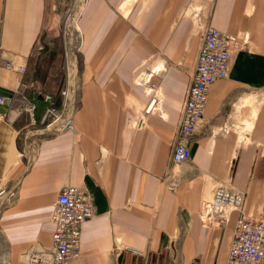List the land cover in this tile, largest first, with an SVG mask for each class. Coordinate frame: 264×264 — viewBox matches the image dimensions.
<instances>
[{"label": "crops", "instance_id": "obj_1", "mask_svg": "<svg viewBox=\"0 0 264 264\" xmlns=\"http://www.w3.org/2000/svg\"><path fill=\"white\" fill-rule=\"evenodd\" d=\"M63 2L0 0V188L10 190L3 203L0 195V264H28L26 251L50 247V209L65 183L86 190L93 213L80 225L79 254L64 264H224L238 212L204 224L199 203L226 176L243 193V214L264 219V0H78L71 128L48 132L43 96L58 101L62 84L44 85L60 65L54 73L43 60L47 43L32 48ZM194 7L199 22L245 31L248 41L228 75L211 82L189 158L174 163L170 148L199 45ZM8 62H24L26 71ZM151 83L160 111L132 126Z\"/></svg>", "mask_w": 264, "mask_h": 264}, {"label": "built area", "instance_id": "obj_2", "mask_svg": "<svg viewBox=\"0 0 264 264\" xmlns=\"http://www.w3.org/2000/svg\"><path fill=\"white\" fill-rule=\"evenodd\" d=\"M191 12L192 21L199 28V45L183 101L180 108L179 121L175 139L170 148V160L174 163L189 158L188 140L196 124L202 119L207 93L211 82L216 78L228 75L232 60L238 50L244 48L248 41L245 31L229 33L210 25L199 22L198 7ZM80 32V31H79ZM65 82L58 90V103L50 94H44L46 107L43 111L44 129L58 132L71 128L70 111L76 92L68 76V60L74 55L72 36L64 24L61 30ZM42 45L38 41L32 48L39 50ZM6 67L22 73L24 62L6 63ZM143 108L136 114L131 125L141 126L143 114L159 110L157 103L159 93L153 88ZM143 90L144 87H143ZM145 92V91H144ZM147 93V92H145ZM4 98L0 95V102ZM34 104L28 102L26 110L32 111ZM242 191L233 186L226 176L215 181L212 188L200 199L199 214L204 224H220L224 222L231 210L238 215L232 230V237L224 264H264V219L248 218L241 209ZM93 213L92 203L86 190L79 185L65 183L58 190L50 209V219L54 222L49 248L29 249L24 253L28 264H64L66 260L79 254V233L81 223ZM5 264V263H2Z\"/></svg>", "mask_w": 264, "mask_h": 264}, {"label": "rangeland", "instance_id": "obj_3", "mask_svg": "<svg viewBox=\"0 0 264 264\" xmlns=\"http://www.w3.org/2000/svg\"><path fill=\"white\" fill-rule=\"evenodd\" d=\"M77 1L78 0H64V2L62 4H60L54 8V12L52 14L51 19L46 21L44 28L42 29V31L40 33V36L38 38V44L43 45L44 43H47L49 46L53 47L54 44L57 42L58 45L61 47V45H62V41H61L62 27L65 24L66 26H68L67 27L68 30L70 29L69 25L66 23V18L68 17V15L72 14L74 4ZM198 30H199V28H198ZM71 36H72V40L75 39V37H73V35H71ZM74 44H75V42L73 40V46H74ZM61 53H62V55H61V61H60V66H59L60 71L58 72L57 77L55 78L56 80H48L44 85L45 88H49V87L55 88L54 82H56V81H58V82L60 81V85L65 82V74H64V69L62 66V62L64 59L62 47H61ZM78 53L79 52L77 50H75L74 55L69 57V60L72 62L73 66H74L69 71V73H70L69 78H70V81L72 82L73 86H75V85L78 86V83H79V70L81 67V63H80ZM14 154H15V152H14ZM5 186L6 185L3 184V187L0 188L1 195H3V197H1L2 203L8 197L9 191H10ZM3 190H5V191L3 192ZM1 204H0V206H1ZM1 239H2V237L0 234V252L1 251L3 252L4 246H3ZM0 256H1V253H0Z\"/></svg>", "mask_w": 264, "mask_h": 264}, {"label": "bare ground", "instance_id": "obj_4", "mask_svg": "<svg viewBox=\"0 0 264 264\" xmlns=\"http://www.w3.org/2000/svg\"><path fill=\"white\" fill-rule=\"evenodd\" d=\"M79 11H80V8H79V6H77L76 4H74V8H73V11H72V14L71 15H68V17L66 18V23L69 25V28L71 29H69V31H70V34L71 35H73V37H75V39H73L74 40V42H75V44H74V46H73V48L74 49H77V46H78V44H79V42H80V30H79V28H78V26H77V16H78V14H79ZM68 27V26H67ZM67 66H68V76H69V71H70V69H72L74 66H73V64H72V62L70 61V60H68V64H67ZM143 80V79H142ZM150 91L152 90V88L151 89H149ZM149 91V92H150ZM0 195H1V192H0ZM1 241H2V243L4 244V242H3V240L1 239ZM1 253V256H0V262L2 261V259L3 258H5L4 257V249H3V252L1 251L0 252ZM5 261V260H4Z\"/></svg>", "mask_w": 264, "mask_h": 264}, {"label": "trees", "instance_id": "obj_5", "mask_svg": "<svg viewBox=\"0 0 264 264\" xmlns=\"http://www.w3.org/2000/svg\"><path fill=\"white\" fill-rule=\"evenodd\" d=\"M55 41H56V40H55ZM55 45H56V46H55ZM41 48H42V50H44V49H47L48 46L45 45V44H43ZM58 52L61 54V48H60V46L58 45V43L56 42L52 48L48 49V50L45 52L46 55H44V58H43V60L46 58L48 65H52V66H53V72H54V73L56 72V68H55L56 63H58V64L60 65V61H61V55H58ZM43 60H42V61H43ZM27 63H28V61H27ZM26 66H27V65H26ZM26 66H25V70H24V72L26 71ZM40 68H41V67H40V64L38 63L37 60H35V62H34V67H33V75H34V76H35V75L37 76V73L39 72V69H40ZM56 103H58L57 100H56Z\"/></svg>", "mask_w": 264, "mask_h": 264}]
</instances>
